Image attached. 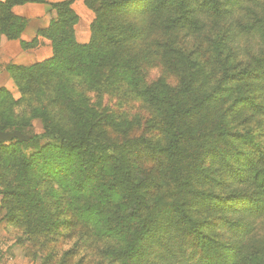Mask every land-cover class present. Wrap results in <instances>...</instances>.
Here are the masks:
<instances>
[{
	"label": "trees",
	"instance_id": "trees-1",
	"mask_svg": "<svg viewBox=\"0 0 264 264\" xmlns=\"http://www.w3.org/2000/svg\"><path fill=\"white\" fill-rule=\"evenodd\" d=\"M76 1L94 14L86 44L74 34ZM26 4L47 2L0 0V35L7 41L20 40L25 31L27 19L13 8ZM48 5L55 17L22 48L36 47L41 37L50 41L52 55L10 66L14 77L32 76L40 67L65 69L84 75L98 95L134 63H171L181 56L186 72L175 91L166 85L139 90L160 118L156 139H105L101 131H113L99 129L118 125L84 97L69 101L64 114L47 101L32 106L31 118L42 122L39 134L28 133L27 123L0 124L2 132L29 136L25 143L0 145V160L16 176L13 189L36 201L37 191L31 195L21 186L45 175L68 197L59 202L69 220L61 224L79 227L73 248L43 264H85L84 256L73 261L79 247L95 249L99 264H264V0ZM203 33L216 53L213 89L203 88L202 64L187 51ZM249 36L257 38L256 49ZM44 140L56 144L41 146ZM41 220L48 226L50 218Z\"/></svg>",
	"mask_w": 264,
	"mask_h": 264
},
{
	"label": "rangeland",
	"instance_id": "rangeland-1",
	"mask_svg": "<svg viewBox=\"0 0 264 264\" xmlns=\"http://www.w3.org/2000/svg\"><path fill=\"white\" fill-rule=\"evenodd\" d=\"M27 21L26 29L35 37L39 30L45 29L49 24L47 21L39 24V19L33 18ZM74 34L78 44H86L90 39V27L85 29L78 23ZM246 39L251 46L257 48V38L249 36ZM2 41L7 40L0 35V45ZM22 43L24 42H20L21 47ZM190 50L193 51V58L202 64L200 80L204 82L203 88L213 89L212 81L217 71V63L214 44L209 40L208 34L203 33L200 39H194V44L187 49ZM10 54L0 48V124L11 121L15 124L27 123V132L32 134L42 133L43 128L40 119L31 118L32 106L47 101L54 113L64 114L69 101H79L80 97H84L90 103L100 105L106 110V114L115 119L117 127L112 129L104 125L99 129L107 128L114 132L105 129L101 131L105 139H112L115 135L159 138L160 118L154 105L139 96V90L158 89L159 86L166 85L175 91L182 86L186 72L184 66L180 65L181 56L174 58L171 63L163 60L146 65L134 63L132 67L128 66L127 73L119 78L110 90L97 95L91 91L89 83L87 85L83 81L84 75H75L65 69L40 67L32 76H23L24 79L14 77L9 71L12 64L7 62ZM91 73L93 75L94 70ZM49 143L56 144L55 141L44 140L41 146ZM149 160H152V157H149ZM11 167L9 163L0 160V235L3 237V245L12 248L13 256L24 264H43V260L49 255L53 260L60 261L64 253L73 248L79 236V227L68 229L66 225L61 224L62 221L69 220L59 202L67 201L68 197H65V192L45 175L37 178L36 182L21 186L22 191L31 195L32 191H37V200L33 201L29 195L24 197L13 189L18 187V183L15 182L16 176ZM12 217L14 218L10 220ZM48 218V226L42 225L44 222L41 219ZM57 222L59 224H56ZM78 245L80 241L75 247ZM80 256H84L85 264L100 263L95 249L83 250L79 247L78 255L73 259L74 263L78 262Z\"/></svg>",
	"mask_w": 264,
	"mask_h": 264
},
{
	"label": "crops",
	"instance_id": "crops-1",
	"mask_svg": "<svg viewBox=\"0 0 264 264\" xmlns=\"http://www.w3.org/2000/svg\"><path fill=\"white\" fill-rule=\"evenodd\" d=\"M67 0H46L47 4H26L23 6H16L13 8L15 15L29 19H39V24L44 21L49 22L50 18L53 19L55 13L51 11L48 4L58 3ZM73 11L80 18V25L85 29L91 24L94 14L88 10L81 1H76L72 5ZM45 25V24H44ZM35 36L27 29L21 35L20 40L16 41H2L0 48L3 52L11 53L7 59V62L15 66H30L35 63L41 62L51 57V44L44 38H37V46L34 48L23 49L20 46V42L30 43ZM3 237L0 235V264H24L23 261H19L17 257L13 256L12 248L5 247L2 243Z\"/></svg>",
	"mask_w": 264,
	"mask_h": 264
},
{
	"label": "water",
	"instance_id": "water-1",
	"mask_svg": "<svg viewBox=\"0 0 264 264\" xmlns=\"http://www.w3.org/2000/svg\"><path fill=\"white\" fill-rule=\"evenodd\" d=\"M17 140L20 143H25L29 141V136L20 133L19 131L13 132H2L0 131V145L8 142Z\"/></svg>",
	"mask_w": 264,
	"mask_h": 264
}]
</instances>
